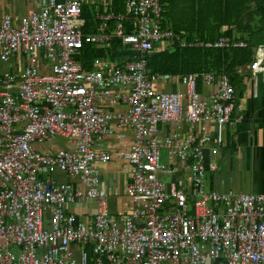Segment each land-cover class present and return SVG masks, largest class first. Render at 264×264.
I'll use <instances>...</instances> for the list:
<instances>
[{
    "label": "built area",
    "instance_id": "obj_1",
    "mask_svg": "<svg viewBox=\"0 0 264 264\" xmlns=\"http://www.w3.org/2000/svg\"><path fill=\"white\" fill-rule=\"evenodd\" d=\"M83 4L43 0L17 25L7 13L0 16V64L25 59L0 71V264H264V194L220 193L207 185L219 170L232 113L229 75L191 73L179 79L184 90L162 91L156 84L174 79L150 76L146 58L176 41L217 49L247 43L199 36L187 42L163 27L162 0H125L123 13H100L99 32L84 34ZM114 39L142 58H98L85 71L76 59L83 45L110 48ZM250 69L264 75V45L254 50ZM199 83L212 88L209 95ZM181 122L200 123L201 136L175 131L159 139L162 125ZM125 126L136 135L132 149L118 154L131 165L132 206L114 217L96 167L111 155L94 146ZM59 139L73 148L53 153L35 147ZM163 147L170 160H190L189 189L162 181L172 172L161 161ZM58 171L87 189L58 182ZM89 199L98 206L92 222L69 210Z\"/></svg>",
    "mask_w": 264,
    "mask_h": 264
},
{
    "label": "crops",
    "instance_id": "obj_2",
    "mask_svg": "<svg viewBox=\"0 0 264 264\" xmlns=\"http://www.w3.org/2000/svg\"><path fill=\"white\" fill-rule=\"evenodd\" d=\"M84 4L97 8V17L105 12L113 0H82ZM43 0H0V16L7 15L13 18L17 25L23 16H29L31 12L40 10ZM100 6L102 10L100 11ZM170 17L164 18V27L172 30L178 29L185 37L187 26L192 27L195 23V10L188 0H177L168 3ZM172 8V9H171ZM84 19V18H83ZM85 20V19H84ZM163 23V22H162ZM86 24V21H85ZM226 28V27H225ZM178 33V32H177ZM198 36V33H195ZM194 35V36H195ZM25 64L23 57L12 59L7 65L0 64V71L9 68L13 70L17 64ZM235 87V95L231 100L232 113L230 122L224 128L223 147L220 152L219 170L208 177L207 185L210 190L224 193L234 191L236 193L264 194V76L254 73L250 66H244L231 78ZM201 86V87H200ZM202 95L210 94L212 88L200 84ZM158 90L176 91L184 90V86L178 82H163L156 84ZM105 106L104 108H107ZM112 110L122 109L118 105L109 106ZM241 120L238 117L241 116ZM211 134H214V124L209 125ZM201 124L191 125L187 122L164 124L160 127L159 139L163 141L175 131L185 135L201 136ZM136 141V135L131 127L116 128L112 135L101 140H96L95 150L111 155L109 162H96L101 184L100 188L107 193L108 210L114 217L132 206L131 196L127 194L129 183V162L118 154L128 152ZM42 152L57 153L62 149H72V143L67 139H59L54 142L47 141L43 144H35ZM205 154L209 156V147H205ZM161 161L168 165L172 172L162 174L160 177L166 184L175 183L189 189L190 160H170L165 147L161 149ZM58 182H70L86 190L87 187L78 179L68 177L66 174L57 172ZM97 202L94 200L79 201L69 205V210L80 215L89 222L93 220L97 212Z\"/></svg>",
    "mask_w": 264,
    "mask_h": 264
},
{
    "label": "trees",
    "instance_id": "obj_3",
    "mask_svg": "<svg viewBox=\"0 0 264 264\" xmlns=\"http://www.w3.org/2000/svg\"><path fill=\"white\" fill-rule=\"evenodd\" d=\"M176 1L162 0L163 27L164 18L170 17L168 3ZM188 1L195 10V23L192 27L187 26L184 30L189 35L185 37L187 42H192L196 36L195 33H198V36L204 41L215 42L220 37H227L234 41H245L248 47L229 49L182 47L176 41L170 48L162 50L157 47L146 55L149 75H169L175 82H179L182 76L191 73L227 74L230 79L236 77L239 69L250 66L254 59V50L258 46L264 45V39H261L264 38V0L256 3L253 0ZM125 7V0H113L108 9L116 13H123ZM96 17L97 8L94 5L83 4V18L86 21L83 27L84 34L99 32L101 23L96 21ZM110 26L114 28L115 24L111 23ZM132 31L133 24L127 23L125 32L131 33ZM174 31L182 33L178 29ZM98 58L121 63L122 59L138 61L142 58V54L129 51L123 46L120 39H114L110 48L85 43L79 54L76 55V59L82 63L87 72L94 68V62Z\"/></svg>",
    "mask_w": 264,
    "mask_h": 264
},
{
    "label": "rangeland",
    "instance_id": "obj_4",
    "mask_svg": "<svg viewBox=\"0 0 264 264\" xmlns=\"http://www.w3.org/2000/svg\"><path fill=\"white\" fill-rule=\"evenodd\" d=\"M258 1H261V0H253V2H258ZM249 2V1H248ZM248 6V4L246 5V7ZM261 39H264V38H261ZM263 75V73H261ZM264 76V75H263Z\"/></svg>",
    "mask_w": 264,
    "mask_h": 264
}]
</instances>
